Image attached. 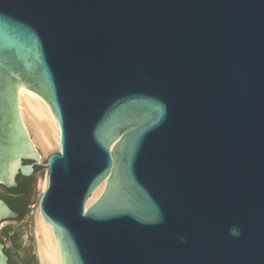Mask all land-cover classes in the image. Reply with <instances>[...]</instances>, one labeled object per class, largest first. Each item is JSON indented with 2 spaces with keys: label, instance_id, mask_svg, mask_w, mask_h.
<instances>
[{
  "label": "water",
  "instance_id": "95a60500",
  "mask_svg": "<svg viewBox=\"0 0 264 264\" xmlns=\"http://www.w3.org/2000/svg\"><path fill=\"white\" fill-rule=\"evenodd\" d=\"M37 205L61 264H264V0H0V264H39Z\"/></svg>",
  "mask_w": 264,
  "mask_h": 264
},
{
  "label": "bare ground",
  "instance_id": "6f19581e",
  "mask_svg": "<svg viewBox=\"0 0 264 264\" xmlns=\"http://www.w3.org/2000/svg\"><path fill=\"white\" fill-rule=\"evenodd\" d=\"M19 111L22 123L29 136L47 153L53 148L59 150V127L45 101L32 91L19 90ZM38 151V150H37ZM41 157V156H40ZM47 174L39 183L40 195L46 189ZM101 184L86 203V208L101 194ZM39 264H61L56 241L50 227L42 219L36 206Z\"/></svg>",
  "mask_w": 264,
  "mask_h": 264
},
{
  "label": "trees",
  "instance_id": "16d2710c",
  "mask_svg": "<svg viewBox=\"0 0 264 264\" xmlns=\"http://www.w3.org/2000/svg\"><path fill=\"white\" fill-rule=\"evenodd\" d=\"M17 183H18V186L17 188L15 189H12L15 193L17 194H21L22 192L25 191L26 189V185H24V183L21 181V177H18L17 178ZM27 192H25L26 194ZM24 194V195H25ZM23 199L25 198V196L22 197ZM21 198V199H22ZM21 199H17L16 202H11L9 201L8 199L4 198V200L10 205V207L16 211L19 215L18 219H21L23 217V215L26 213V207L27 205L30 203V199H29V196L26 197V200L25 201H22ZM6 230V229H5ZM7 252V250H6ZM8 253V252H7ZM13 264V263H12Z\"/></svg>",
  "mask_w": 264,
  "mask_h": 264
},
{
  "label": "flooded vegetation",
  "instance_id": "af4514ba",
  "mask_svg": "<svg viewBox=\"0 0 264 264\" xmlns=\"http://www.w3.org/2000/svg\"><path fill=\"white\" fill-rule=\"evenodd\" d=\"M25 187H26L25 191L18 195V199H21L24 196L25 192L28 193L29 186H25ZM21 200L25 201L26 197L24 199L22 198ZM20 248H21V253H22L23 264H36L35 254L33 253L32 249H31V246L28 243L22 241L21 244H20ZM5 252H6V250H5ZM6 254H7L8 258H9V263L12 264V262L10 260V255L7 252H6Z\"/></svg>",
  "mask_w": 264,
  "mask_h": 264
},
{
  "label": "rangeland",
  "instance_id": "374dc122",
  "mask_svg": "<svg viewBox=\"0 0 264 264\" xmlns=\"http://www.w3.org/2000/svg\"><path fill=\"white\" fill-rule=\"evenodd\" d=\"M36 149L38 150V152H39V154H40V156H41V163L50 155V154H52V153H57L59 150H57L56 148H53L50 152H47V153H45L43 150H42V148L41 147H39V146H36ZM46 174H47V169H46V171H45V175H44V177L46 176ZM44 178H42V177H40V176H38V200H39V197H40V190H39V183H40V181L41 180H43ZM32 211L35 213V211H36V206H34V207H32Z\"/></svg>",
  "mask_w": 264,
  "mask_h": 264
}]
</instances>
